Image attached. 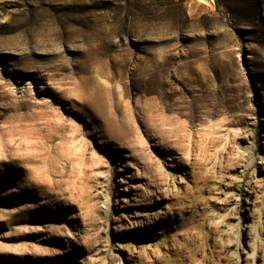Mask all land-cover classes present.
<instances>
[{
    "label": "rangeland",
    "instance_id": "obj_1",
    "mask_svg": "<svg viewBox=\"0 0 264 264\" xmlns=\"http://www.w3.org/2000/svg\"><path fill=\"white\" fill-rule=\"evenodd\" d=\"M0 264H264V0H0Z\"/></svg>",
    "mask_w": 264,
    "mask_h": 264
},
{
    "label": "bare ground",
    "instance_id": "obj_2",
    "mask_svg": "<svg viewBox=\"0 0 264 264\" xmlns=\"http://www.w3.org/2000/svg\"><path fill=\"white\" fill-rule=\"evenodd\" d=\"M199 2H201V3H204L205 1H207V0H198Z\"/></svg>",
    "mask_w": 264,
    "mask_h": 264
}]
</instances>
